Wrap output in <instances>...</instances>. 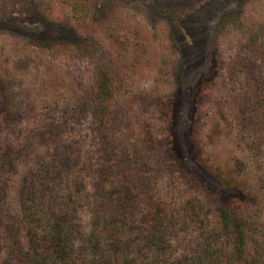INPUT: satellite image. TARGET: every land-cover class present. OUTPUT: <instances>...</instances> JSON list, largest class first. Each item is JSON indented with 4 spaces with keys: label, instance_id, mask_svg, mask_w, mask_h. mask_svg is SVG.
I'll use <instances>...</instances> for the list:
<instances>
[{
    "label": "rangeland",
    "instance_id": "374dc122",
    "mask_svg": "<svg viewBox=\"0 0 264 264\" xmlns=\"http://www.w3.org/2000/svg\"><path fill=\"white\" fill-rule=\"evenodd\" d=\"M51 171L60 200L75 180L104 209L167 203L171 261L228 206L264 264V0H0V264L18 263L13 232L51 200ZM111 218L103 254L121 264L133 231ZM72 256L58 264H95Z\"/></svg>",
    "mask_w": 264,
    "mask_h": 264
},
{
    "label": "trees",
    "instance_id": "16d2710c",
    "mask_svg": "<svg viewBox=\"0 0 264 264\" xmlns=\"http://www.w3.org/2000/svg\"><path fill=\"white\" fill-rule=\"evenodd\" d=\"M51 173L52 185L41 190V194L45 192L51 200L32 199L35 204L25 209L26 213H30L25 214V221L17 226V232H13L16 246L11 253L19 258L17 264L67 262L73 259L76 249L87 252L88 257L92 255V263L113 264V256L103 254V249L114 214L123 216L125 226L133 231L127 238L118 237L116 242L118 254L123 258L121 264H253L249 262L248 252L241 243L244 237L232 230L233 215L228 206L220 209L221 229L215 235L204 238L201 246L192 253L171 261L172 253L169 254L168 249L171 247L174 223L167 203L142 206L135 197H129L113 200L104 209L96 195H91L93 193L84 184L75 180L71 181L67 199L60 200L63 199L59 194L63 184L58 182L56 172ZM47 181L44 180V185ZM31 194L37 195L33 191L27 195ZM78 204H84L89 209L93 207L91 224L83 227L75 223ZM104 212L108 214L106 219H103ZM232 243L235 244L233 248L229 247ZM100 251L102 255L98 260L96 254Z\"/></svg>",
    "mask_w": 264,
    "mask_h": 264
}]
</instances>
